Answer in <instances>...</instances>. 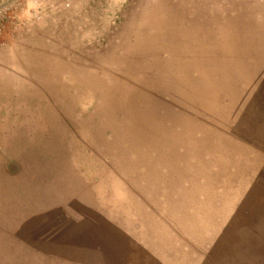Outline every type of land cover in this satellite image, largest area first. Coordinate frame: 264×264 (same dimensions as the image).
I'll return each mask as SVG.
<instances>
[{
    "label": "rangeland",
    "instance_id": "374dc122",
    "mask_svg": "<svg viewBox=\"0 0 264 264\" xmlns=\"http://www.w3.org/2000/svg\"><path fill=\"white\" fill-rule=\"evenodd\" d=\"M0 264H264V0H0Z\"/></svg>",
    "mask_w": 264,
    "mask_h": 264
},
{
    "label": "bare ground",
    "instance_id": "6f19581e",
    "mask_svg": "<svg viewBox=\"0 0 264 264\" xmlns=\"http://www.w3.org/2000/svg\"><path fill=\"white\" fill-rule=\"evenodd\" d=\"M167 45L169 48H171V46L168 43ZM169 55H170V61H168L166 65L161 66L163 68L162 71L165 74V76H167L168 78H175L180 73V70L178 73L177 69L180 68V63L182 62L181 60H184V58L181 53L177 54V53L169 52ZM209 57H211L212 59H216L217 55L215 53H211ZM137 107L138 105L135 104L131 107V109L132 111L134 110L137 111L136 117L139 118V121L141 120L142 122L147 113L145 112V110L143 112L141 110L138 111ZM221 118L220 120L222 124L223 122H225V119L224 117L222 119ZM132 119H133L132 117H129L125 119V122L121 123L119 126L117 125L118 127L117 132L114 135V145L116 146L115 149L116 150L119 149L117 145L121 146V151L123 153H127L130 149H133V153L139 158V160L142 162V165H145L144 167L146 169H152V165L157 166V168L160 167V165H162L158 163L160 161L159 159L155 160L154 164L152 163V161H148L147 158H145V156H147L148 153H155L156 155H160L161 149L163 147H167L169 149L170 154L176 155V150H178L179 147H183V145H185L186 146L185 149L187 148V143H185V141L188 139V135L186 134L184 136L182 134L181 135L173 134L172 141L170 143L166 139H162L163 142L159 141L156 143H148L146 139L141 140V137H140L141 134H139L138 130L136 128L129 126L132 123ZM191 125L192 124H190L189 126ZM206 125L209 126L207 123ZM150 128H153V127H150ZM210 128L213 129L212 127ZM188 132H190V130ZM208 132L211 135L213 134L212 130H208ZM228 132L229 130L227 131V133ZM167 133H169V131ZM181 139H182V142L180 141ZM138 142L140 143L137 144ZM127 145L129 146L128 149H127ZM126 164H127V167H130L131 165V163L127 161H126ZM130 168L135 169L136 167L132 166ZM148 171H151V170H148Z\"/></svg>",
    "mask_w": 264,
    "mask_h": 264
}]
</instances>
